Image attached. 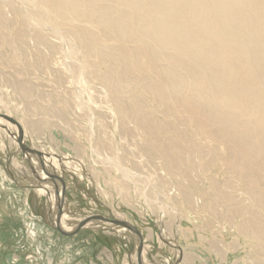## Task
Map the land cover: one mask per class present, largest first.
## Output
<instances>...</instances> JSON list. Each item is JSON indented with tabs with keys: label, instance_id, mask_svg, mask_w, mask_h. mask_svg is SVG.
Returning a JSON list of instances; mask_svg holds the SVG:
<instances>
[{
	"label": "rangeland",
	"instance_id": "rangeland-1",
	"mask_svg": "<svg viewBox=\"0 0 264 264\" xmlns=\"http://www.w3.org/2000/svg\"><path fill=\"white\" fill-rule=\"evenodd\" d=\"M26 2L38 21L53 18L63 25L68 45L57 32L36 27L58 38V52L46 56L0 2V36L6 40L0 42V114L17 126L1 119L11 129L0 125V264H242L232 230L199 201L182 206L171 174L139 148L133 124L121 127L96 79L117 61L85 54L68 26L71 19L50 16L44 0ZM30 55L37 66L25 58ZM68 66L86 68L83 85L72 81ZM21 148L38 155L26 156ZM215 153L213 159L221 155ZM212 175L221 187L214 196L239 194L222 169L212 168Z\"/></svg>",
	"mask_w": 264,
	"mask_h": 264
},
{
	"label": "bare ground",
	"instance_id": "bare-ground-1",
	"mask_svg": "<svg viewBox=\"0 0 264 264\" xmlns=\"http://www.w3.org/2000/svg\"><path fill=\"white\" fill-rule=\"evenodd\" d=\"M0 2L46 56L60 48L53 42L58 38L50 39L53 31L68 45L63 25L53 18L38 21L26 0ZM41 5L52 17L71 19L68 26L76 29L75 42L85 54L117 61L96 79L121 127L133 124L139 148L171 174L181 204L199 201L205 213L232 230L242 264H264V0H44ZM64 52L72 55L67 47ZM67 69L72 81L83 85L86 68ZM158 112L169 118H158ZM215 152L221 154L217 159ZM214 167L229 185H237L242 200L227 192L214 196L221 188Z\"/></svg>",
	"mask_w": 264,
	"mask_h": 264
},
{
	"label": "water",
	"instance_id": "water-1",
	"mask_svg": "<svg viewBox=\"0 0 264 264\" xmlns=\"http://www.w3.org/2000/svg\"><path fill=\"white\" fill-rule=\"evenodd\" d=\"M0 119H4L5 121H7L8 123H10V124H12V125H14L16 128H17V126H16V124L11 120V119H7V118H5V117H3V116H1L0 115ZM18 145H21V142H20V140H18ZM21 151L27 156V155H31V154H35V155H38V153L37 152H35V151H32V150H28V149H22L21 148ZM97 220H99V221H104V222H106V223H111L112 225H114V226H116V227H123V228H125L126 226L125 225H123V224H121V223H119V222H116V221H107V220H104V219H98V218H96ZM76 231V230H75ZM139 248H141V243L139 244ZM140 250V249H139ZM139 255V251H138V254H137V256ZM139 258V257H138ZM138 264H140V262H139V260H138Z\"/></svg>",
	"mask_w": 264,
	"mask_h": 264
},
{
	"label": "crops",
	"instance_id": "crops-1",
	"mask_svg": "<svg viewBox=\"0 0 264 264\" xmlns=\"http://www.w3.org/2000/svg\"><path fill=\"white\" fill-rule=\"evenodd\" d=\"M5 41H6V40H2V39H1V36H0V42H4V43H5ZM25 58H30V59L34 60V61H35L34 63H35L36 66H37L38 63H37V58H36V57H34L33 55H30V56H28V57L25 56ZM25 88H26V90L24 91V93H25L26 95H29V96H30V94H31V92H32V88H31L30 86H28V85H26ZM27 89H29V94H27Z\"/></svg>",
	"mask_w": 264,
	"mask_h": 264
}]
</instances>
